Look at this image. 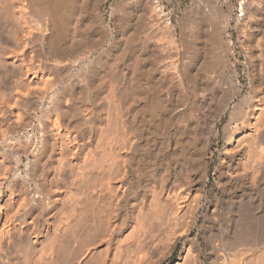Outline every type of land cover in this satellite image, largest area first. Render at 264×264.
I'll list each match as a JSON object with an SVG mask.
<instances>
[{
	"label": "bare ground",
	"instance_id": "1",
	"mask_svg": "<svg viewBox=\"0 0 264 264\" xmlns=\"http://www.w3.org/2000/svg\"><path fill=\"white\" fill-rule=\"evenodd\" d=\"M191 2L0 0V264H264V0Z\"/></svg>",
	"mask_w": 264,
	"mask_h": 264
},
{
	"label": "rangeland",
	"instance_id": "2",
	"mask_svg": "<svg viewBox=\"0 0 264 264\" xmlns=\"http://www.w3.org/2000/svg\"><path fill=\"white\" fill-rule=\"evenodd\" d=\"M176 2L177 3H180V0H176ZM192 4V2H191V0H181V6H180V12L185 8V7H187V6H190ZM236 13H237V10H236ZM181 14V13H180ZM179 16H181V15H179ZM178 252H179V250L177 251V253H176V255L175 256H177L178 255Z\"/></svg>",
	"mask_w": 264,
	"mask_h": 264
}]
</instances>
